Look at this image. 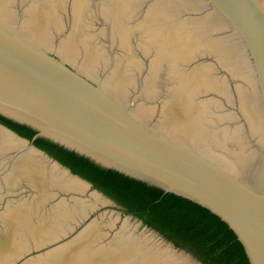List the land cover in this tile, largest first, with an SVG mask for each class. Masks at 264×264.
I'll use <instances>...</instances> for the list:
<instances>
[{
    "label": "water",
    "instance_id": "water-1",
    "mask_svg": "<svg viewBox=\"0 0 264 264\" xmlns=\"http://www.w3.org/2000/svg\"><path fill=\"white\" fill-rule=\"evenodd\" d=\"M0 264H205L35 144L190 199L264 264V0H0Z\"/></svg>",
    "mask_w": 264,
    "mask_h": 264
},
{
    "label": "trees",
    "instance_id": "trees-1",
    "mask_svg": "<svg viewBox=\"0 0 264 264\" xmlns=\"http://www.w3.org/2000/svg\"><path fill=\"white\" fill-rule=\"evenodd\" d=\"M0 122L31 139L37 131L0 114ZM35 144L76 174L91 181L127 213L140 217L177 246L186 248L205 264H251L237 234L219 216L185 197L165 192L147 182L106 168L91 158L45 137Z\"/></svg>",
    "mask_w": 264,
    "mask_h": 264
}]
</instances>
